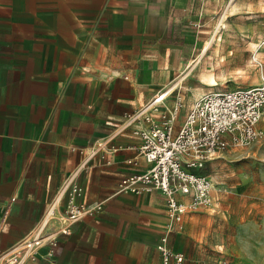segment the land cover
Listing matches in <instances>:
<instances>
[{"label":"crops","instance_id":"0c3cea01","mask_svg":"<svg viewBox=\"0 0 264 264\" xmlns=\"http://www.w3.org/2000/svg\"><path fill=\"white\" fill-rule=\"evenodd\" d=\"M220 2L0 0V252L36 225L86 150L114 137L79 176L81 200L101 208L61 234L52 257L44 246L23 264H161L157 243L172 229L166 196L117 190L150 167L132 127L118 130L165 84L161 68L204 49ZM175 235L185 231L169 237L179 251Z\"/></svg>","mask_w":264,"mask_h":264},{"label":"built area","instance_id":"2783aa9c","mask_svg":"<svg viewBox=\"0 0 264 264\" xmlns=\"http://www.w3.org/2000/svg\"><path fill=\"white\" fill-rule=\"evenodd\" d=\"M165 96L158 91L153 99L139 110L128 114L118 131L132 127L140 140L138 152L150 164L143 172L124 176L117 190L130 189L136 193L159 190L165 196L172 229L161 236L157 249L161 264H186V256L169 245V233L190 209L212 205L216 200L213 180L200 170L204 164L228 147L246 146L264 137V84L209 91L199 96L178 124L182 101L172 107L159 109ZM141 122V124H139ZM114 137L100 138L84 153L64 179L56 195L29 233L0 252V264H23L36 259L47 246L52 257L61 234H70L92 207L82 201L83 186L80 174L90 160L101 151L113 148ZM67 196L64 209L60 206ZM7 213L0 216V234L5 230ZM213 264H234L222 259Z\"/></svg>","mask_w":264,"mask_h":264},{"label":"rangeland","instance_id":"374dc122","mask_svg":"<svg viewBox=\"0 0 264 264\" xmlns=\"http://www.w3.org/2000/svg\"><path fill=\"white\" fill-rule=\"evenodd\" d=\"M206 26L202 51L181 66L161 68L168 78L157 91L172 90L159 109L180 98L179 123L202 94L264 84V0H221ZM214 30L217 39L208 44ZM200 171L213 180L216 200L188 210L173 229L185 237L175 235L173 243L189 264H264V137L218 151ZM173 230L170 235L178 233Z\"/></svg>","mask_w":264,"mask_h":264},{"label":"bare ground","instance_id":"6f19581e","mask_svg":"<svg viewBox=\"0 0 264 264\" xmlns=\"http://www.w3.org/2000/svg\"><path fill=\"white\" fill-rule=\"evenodd\" d=\"M170 89V88H169ZM168 89V90H169ZM169 92H163L162 94H164V96L166 97V95L168 94Z\"/></svg>","mask_w":264,"mask_h":264}]
</instances>
